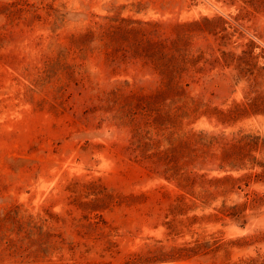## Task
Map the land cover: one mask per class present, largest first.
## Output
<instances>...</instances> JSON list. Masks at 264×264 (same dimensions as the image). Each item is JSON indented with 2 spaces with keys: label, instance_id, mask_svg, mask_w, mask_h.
<instances>
[{
  "label": "rangeland",
  "instance_id": "obj_1",
  "mask_svg": "<svg viewBox=\"0 0 264 264\" xmlns=\"http://www.w3.org/2000/svg\"><path fill=\"white\" fill-rule=\"evenodd\" d=\"M0 264H264V0H0Z\"/></svg>",
  "mask_w": 264,
  "mask_h": 264
}]
</instances>
